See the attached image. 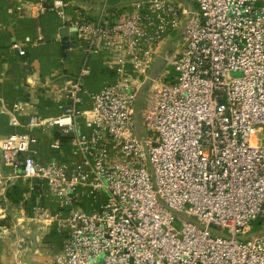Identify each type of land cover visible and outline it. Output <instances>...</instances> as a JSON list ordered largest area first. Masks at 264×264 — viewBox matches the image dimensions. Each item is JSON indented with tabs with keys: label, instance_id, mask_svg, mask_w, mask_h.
<instances>
[{
	"label": "built area",
	"instance_id": "obj_1",
	"mask_svg": "<svg viewBox=\"0 0 264 264\" xmlns=\"http://www.w3.org/2000/svg\"><path fill=\"white\" fill-rule=\"evenodd\" d=\"M181 1L102 0L72 22L64 0H38L115 77L88 92L84 64L59 116L26 104L24 130L0 141L9 178L59 206L62 247L44 264H264V0H193L183 26ZM180 27V46L162 45ZM53 131L42 161L33 146Z\"/></svg>",
	"mask_w": 264,
	"mask_h": 264
},
{
	"label": "crops",
	"instance_id": "obj_2",
	"mask_svg": "<svg viewBox=\"0 0 264 264\" xmlns=\"http://www.w3.org/2000/svg\"><path fill=\"white\" fill-rule=\"evenodd\" d=\"M101 1L64 0L66 19L75 22L79 13L96 16ZM133 1L109 0V3L116 7ZM37 4L38 0H0V141L14 131L24 130L28 113L21 108L26 104H33L46 118L59 116L63 89L68 80L76 79L84 64L91 69L90 75L83 80L88 92L98 91L104 83L115 80L107 68L105 56L86 57L75 46L77 35L69 32L65 36L64 30L69 29L70 23L55 13L41 12ZM180 5L184 11L181 15L183 26L188 13L197 6L193 0H182ZM182 29L164 37L162 45L178 48ZM39 33L44 38L41 42L37 40ZM13 43L25 50V56L20 57L11 49ZM163 65L160 58L154 69L160 70ZM87 94L83 95L85 110L90 107ZM13 119L18 126L13 125ZM38 137V144L33 146L37 157L42 161L55 159L56 154L49 144L53 138L60 137L59 133L53 131L52 135ZM64 151L65 155L69 154V146H64ZM37 189L31 190L21 179L9 178V168L0 150V264H44L61 250L63 237L51 220L59 206L45 197L42 190L38 194ZM39 196L42 218L34 211ZM90 204V199L86 200L84 209L91 208Z\"/></svg>",
	"mask_w": 264,
	"mask_h": 264
},
{
	"label": "water",
	"instance_id": "obj_3",
	"mask_svg": "<svg viewBox=\"0 0 264 264\" xmlns=\"http://www.w3.org/2000/svg\"><path fill=\"white\" fill-rule=\"evenodd\" d=\"M65 31V36H67V34H69V30H64ZM64 35V34H63ZM72 35H76V30H72ZM159 70L157 69H154L153 68V72H152V75H151V78L154 77V75L158 72Z\"/></svg>",
	"mask_w": 264,
	"mask_h": 264
},
{
	"label": "trees",
	"instance_id": "obj_4",
	"mask_svg": "<svg viewBox=\"0 0 264 264\" xmlns=\"http://www.w3.org/2000/svg\"><path fill=\"white\" fill-rule=\"evenodd\" d=\"M62 141H63V143L65 144V143H67V138H62Z\"/></svg>",
	"mask_w": 264,
	"mask_h": 264
},
{
	"label": "rangeland",
	"instance_id": "obj_5",
	"mask_svg": "<svg viewBox=\"0 0 264 264\" xmlns=\"http://www.w3.org/2000/svg\"><path fill=\"white\" fill-rule=\"evenodd\" d=\"M65 100H63L64 102ZM66 102V101H65ZM62 104V103H61ZM62 106H65V104H62ZM263 139H264V129H263Z\"/></svg>",
	"mask_w": 264,
	"mask_h": 264
}]
</instances>
